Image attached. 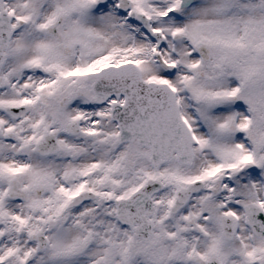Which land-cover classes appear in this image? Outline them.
<instances>
[{
    "label": "snow or ice",
    "instance_id": "obj_1",
    "mask_svg": "<svg viewBox=\"0 0 264 264\" xmlns=\"http://www.w3.org/2000/svg\"><path fill=\"white\" fill-rule=\"evenodd\" d=\"M0 264H264V0H0Z\"/></svg>",
    "mask_w": 264,
    "mask_h": 264
}]
</instances>
